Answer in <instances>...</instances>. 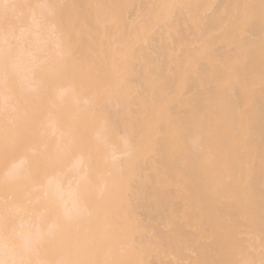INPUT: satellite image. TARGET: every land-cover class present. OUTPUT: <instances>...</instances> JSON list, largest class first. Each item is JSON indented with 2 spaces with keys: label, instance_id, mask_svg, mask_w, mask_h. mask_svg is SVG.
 I'll return each mask as SVG.
<instances>
[{
  "label": "bare ground",
  "instance_id": "bare-ground-1",
  "mask_svg": "<svg viewBox=\"0 0 264 264\" xmlns=\"http://www.w3.org/2000/svg\"><path fill=\"white\" fill-rule=\"evenodd\" d=\"M0 264H264V0H0Z\"/></svg>",
  "mask_w": 264,
  "mask_h": 264
}]
</instances>
